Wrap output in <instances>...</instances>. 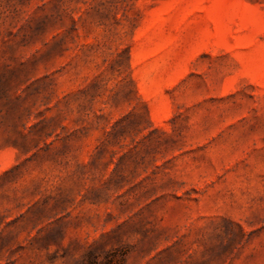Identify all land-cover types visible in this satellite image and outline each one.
<instances>
[{"label":"rangeland","instance_id":"1","mask_svg":"<svg viewBox=\"0 0 264 264\" xmlns=\"http://www.w3.org/2000/svg\"><path fill=\"white\" fill-rule=\"evenodd\" d=\"M0 264H264V0H0Z\"/></svg>","mask_w":264,"mask_h":264}]
</instances>
